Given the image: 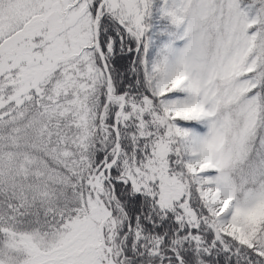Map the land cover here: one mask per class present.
<instances>
[{"label": "snow or ice", "instance_id": "snow-or-ice-1", "mask_svg": "<svg viewBox=\"0 0 264 264\" xmlns=\"http://www.w3.org/2000/svg\"><path fill=\"white\" fill-rule=\"evenodd\" d=\"M0 264H264V0H0Z\"/></svg>", "mask_w": 264, "mask_h": 264}]
</instances>
